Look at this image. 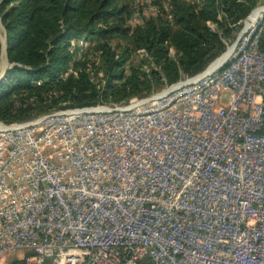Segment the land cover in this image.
Wrapping results in <instances>:
<instances>
[{
	"label": "built area",
	"instance_id": "obj_1",
	"mask_svg": "<svg viewBox=\"0 0 264 264\" xmlns=\"http://www.w3.org/2000/svg\"><path fill=\"white\" fill-rule=\"evenodd\" d=\"M249 17L216 67L155 95L0 122V264H264V21Z\"/></svg>",
	"mask_w": 264,
	"mask_h": 264
},
{
	"label": "trees",
	"instance_id": "obj_2",
	"mask_svg": "<svg viewBox=\"0 0 264 264\" xmlns=\"http://www.w3.org/2000/svg\"><path fill=\"white\" fill-rule=\"evenodd\" d=\"M170 3L171 20L159 16L129 32L124 23L130 7L122 0H0L6 55L12 64L6 81L0 82V122L22 121L55 110L64 101L65 107L87 106L152 90L149 76L139 67L124 74L122 65L130 51L127 47L116 54L109 45L111 37L145 48L159 67V72L151 73L156 84L163 83L161 78L172 84L183 74H197L223 51L220 33L229 32L228 19L237 24L249 11L243 0ZM82 35L97 43L75 60L78 49L71 41ZM169 47L176 51L174 59L168 55ZM95 58L106 75L101 88L91 80Z\"/></svg>",
	"mask_w": 264,
	"mask_h": 264
},
{
	"label": "rangeland",
	"instance_id": "obj_3",
	"mask_svg": "<svg viewBox=\"0 0 264 264\" xmlns=\"http://www.w3.org/2000/svg\"><path fill=\"white\" fill-rule=\"evenodd\" d=\"M122 1L127 3L128 7H130L129 8L130 13L126 17L125 23H124V27L128 28L129 32L133 31V29L139 25L147 23L151 20H155L159 16H163L165 18H168V20H171V18H172L171 11L168 12L170 9V6H171V3H170L171 0H122ZM184 1L187 3L198 2V0H184ZM243 2H245V4H244L245 8H249V11L243 18H241L238 21L237 24L232 23L233 21L231 18L228 19L229 32L227 34L220 33V31L217 29L216 24L208 22V26L210 27L211 30H214L215 32L220 33L221 41H222L224 49L218 56H216L214 59H212L207 64V66L199 73H203L204 71H206L208 69V66L213 61L217 62L218 61L217 58L219 59L221 55L222 56L226 55L227 50L230 49L231 47H233L234 44L236 43L237 39L239 38V35L241 34V32L245 26V21L251 15V13L256 8H260V7L264 8V0H250L247 3H246V0H243ZM221 15L222 14L220 12L219 16L222 17ZM261 15H262V18L264 21V10L261 12ZM5 38H6L5 37V30H4V27L1 23V17H0V73L2 72L0 74V76L5 75V74L7 75V72L11 69V66H12V64L7 59ZM94 40H95V38H93L91 36H86V35H82V36L72 40L71 41V47L72 48L75 47L76 49H78V50H76V53L74 55V59L80 58L82 55H84L83 53H86L92 46L95 47L97 40H95L96 42ZM109 45L111 48H113L115 50L116 54H119V52L123 48L128 47V49L130 51V55H129V58L126 59V61L122 65L124 74L127 75L132 67H135V68L139 67L140 70H142L145 74H147L149 76L150 86H152L154 88L152 90H145L142 94L137 95V96H132V97L128 98L127 100H120L117 102L110 100V99L106 100V101L103 99H100L94 105L65 107V106H67L66 105L67 101H64V102H62L61 107L56 108L57 110L58 109H65V108L95 107V106L103 105V104H106L109 106H115V105H119L122 103H126L129 100L134 99V98H139V97L146 98L148 96L155 95V94L161 92L163 89H165V88L176 83L175 82V83L169 84L168 82L165 81L164 78H161L163 83L156 84V82L153 78V75H151V73H153L154 71L159 72V67H158V65H156L154 59H152V57H150V55L147 53V51H145V48L134 45V44H132V43H130V42H128L122 38H118V37H111L109 39ZM168 55L170 57H172V59H174L176 56L175 49L172 47H169L168 48ZM94 62L96 65L95 66L96 69L91 71V76H92L91 80L97 86V88H101L102 86H104V84L106 82L105 71L102 68H100V69L97 68L101 65V62L99 61V59L95 58ZM67 71H68V73H71L73 70H71V67H69V69ZM199 73H197V74H199ZM194 75H196V74H194ZM194 75L189 76V75L183 74L179 78L178 81L186 79V78H190ZM113 82H114V84H118L119 81L115 80ZM29 102L31 103L32 99H29ZM28 119H25L22 121H26ZM15 122H21V121H15ZM58 152H59V150H57V149L53 150L54 154H56Z\"/></svg>",
	"mask_w": 264,
	"mask_h": 264
},
{
	"label": "bare ground",
	"instance_id": "obj_4",
	"mask_svg": "<svg viewBox=\"0 0 264 264\" xmlns=\"http://www.w3.org/2000/svg\"><path fill=\"white\" fill-rule=\"evenodd\" d=\"M263 10H264L263 7L256 8V9L251 13V15H250L249 18H253V17L256 16V15H260L261 12H262ZM228 54H229V52H227L226 55H224V56L220 57L219 59H217V60H218L217 62L214 61V62L210 65V68H214V67H216L220 62H222V60H223L224 58H226V57L228 56ZM3 70H4V69H3ZM3 70H2V71H3ZM1 73H2V72H1ZM1 73H0V74H1Z\"/></svg>",
	"mask_w": 264,
	"mask_h": 264
}]
</instances>
